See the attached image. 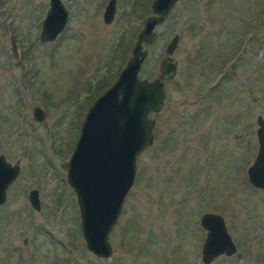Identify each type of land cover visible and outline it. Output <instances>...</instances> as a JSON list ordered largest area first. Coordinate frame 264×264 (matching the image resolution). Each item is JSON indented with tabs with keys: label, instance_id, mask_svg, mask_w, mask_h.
<instances>
[{
	"label": "rangeland",
	"instance_id": "374dc122",
	"mask_svg": "<svg viewBox=\"0 0 264 264\" xmlns=\"http://www.w3.org/2000/svg\"><path fill=\"white\" fill-rule=\"evenodd\" d=\"M152 0H62L53 41L38 33L48 0H0V153L19 174L0 205V264H204V212L220 215L236 251L208 264H264V189L246 168L264 122V0H177L145 46L151 79L173 34L174 76L136 156L134 181L107 234L108 258L84 244L67 158L91 102L130 56ZM11 40L16 51L13 58ZM45 112V124L31 109ZM36 189L39 210L27 192Z\"/></svg>",
	"mask_w": 264,
	"mask_h": 264
},
{
	"label": "water",
	"instance_id": "95a60500",
	"mask_svg": "<svg viewBox=\"0 0 264 264\" xmlns=\"http://www.w3.org/2000/svg\"><path fill=\"white\" fill-rule=\"evenodd\" d=\"M177 0H152L150 13L144 17L135 34L130 56L113 83L88 106L72 150L67 158L65 179L75 195L81 235L86 249L99 258L111 253L107 234L115 223L126 193L131 187L136 168V156L151 145L154 120L149 114L163 107L170 80L176 71L172 57L178 41L173 34L164 48L165 57L158 63V73L151 79L140 78L139 70L147 57L145 46L156 38L154 28L164 21ZM115 0H107L101 20L109 23L114 15ZM67 21L62 0H48L38 40L53 41ZM11 53L16 51L11 40ZM45 112L33 105V121L45 124ZM257 151L246 169L248 183L264 189V122L255 117ZM18 163H10L0 153V205L5 202L6 189L18 176ZM30 207L39 210L38 192H27ZM205 230L200 259L208 264L219 255L230 256L236 251L223 219L212 212L199 216Z\"/></svg>",
	"mask_w": 264,
	"mask_h": 264
},
{
	"label": "flooded vegetation",
	"instance_id": "af4514ba",
	"mask_svg": "<svg viewBox=\"0 0 264 264\" xmlns=\"http://www.w3.org/2000/svg\"><path fill=\"white\" fill-rule=\"evenodd\" d=\"M205 238V237H204ZM203 241H204V239H203ZM203 241H202V243H203Z\"/></svg>",
	"mask_w": 264,
	"mask_h": 264
}]
</instances>
